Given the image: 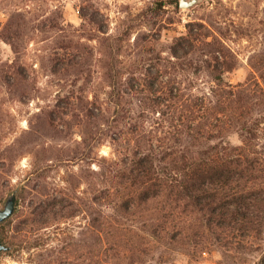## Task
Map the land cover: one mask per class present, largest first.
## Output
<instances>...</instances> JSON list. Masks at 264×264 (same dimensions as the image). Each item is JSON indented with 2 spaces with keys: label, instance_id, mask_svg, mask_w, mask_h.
Returning <instances> with one entry per match:
<instances>
[{
  "label": "rangeland",
  "instance_id": "rangeland-1",
  "mask_svg": "<svg viewBox=\"0 0 264 264\" xmlns=\"http://www.w3.org/2000/svg\"><path fill=\"white\" fill-rule=\"evenodd\" d=\"M189 25L223 43L226 82L263 83L264 0H202L189 9L180 0H0V206L18 191L14 216L0 225L12 247L0 264H104L93 227L100 209L112 213L96 202L109 188L101 165L130 153L126 127L145 122L156 144L164 130L160 113L137 99L143 94L117 91L166 82L188 98L210 93L216 74L206 67L215 58L173 54ZM228 140L241 143L238 134ZM254 247L238 264H264V240ZM113 255L111 264H130ZM221 260L216 248L177 246L162 257L154 245L140 263Z\"/></svg>",
  "mask_w": 264,
  "mask_h": 264
},
{
  "label": "trees",
  "instance_id": "trees-1",
  "mask_svg": "<svg viewBox=\"0 0 264 264\" xmlns=\"http://www.w3.org/2000/svg\"><path fill=\"white\" fill-rule=\"evenodd\" d=\"M204 29L189 25L173 54L215 58L206 67L216 74L210 93L188 98L180 88L168 91L166 82L128 83L122 90L113 83L118 96L143 94L137 99L160 113L164 130L156 144L145 122L126 127L121 134L129 136L130 153L101 165L98 175L109 188L96 202L112 210L100 209L93 222L101 263L111 264V254L140 263L154 245L162 257L177 246L216 248L223 256L217 264H238L243 254L260 250L254 244L264 240V72L262 84L226 82L221 71L231 67L221 61L223 43L208 41ZM232 134L240 144L228 140Z\"/></svg>",
  "mask_w": 264,
  "mask_h": 264
},
{
  "label": "water",
  "instance_id": "water-1",
  "mask_svg": "<svg viewBox=\"0 0 264 264\" xmlns=\"http://www.w3.org/2000/svg\"><path fill=\"white\" fill-rule=\"evenodd\" d=\"M202 2V0H180L181 8H191L197 4ZM18 204V191H14L7 199L4 206H0V225L7 222L11 219L16 210ZM12 247L7 245L3 239L0 237V258L2 257L4 252L11 250Z\"/></svg>",
  "mask_w": 264,
  "mask_h": 264
}]
</instances>
